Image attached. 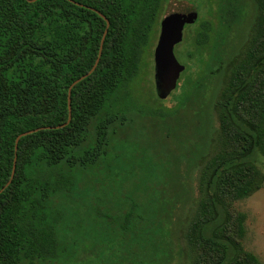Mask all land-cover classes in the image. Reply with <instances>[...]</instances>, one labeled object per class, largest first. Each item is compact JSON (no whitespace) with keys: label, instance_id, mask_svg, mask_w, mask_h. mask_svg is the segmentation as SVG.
Returning <instances> with one entry per match:
<instances>
[{"label":"trees","instance_id":"16d2710c","mask_svg":"<svg viewBox=\"0 0 264 264\" xmlns=\"http://www.w3.org/2000/svg\"><path fill=\"white\" fill-rule=\"evenodd\" d=\"M249 1L253 18L236 54L230 51L245 0H216V23L195 22L188 60L199 64L193 74L182 69L183 90L174 94L181 103L153 109L162 116L155 123L167 138L162 147L176 144L166 151L158 192L164 202L157 205L105 198L116 167L107 157L111 138L129 121L121 102L158 35L164 0H0V188L15 158L0 192V264H89L104 248L107 264H170L176 247L188 264H260L242 247L245 216L232 208L264 180L257 163L264 155V0ZM94 9L109 21L99 61L71 88L69 122L47 128L67 120L68 86L97 57L106 23ZM214 80L218 128L206 138ZM34 128L15 147L16 136ZM201 144L210 150L199 165L198 198L177 233L182 172ZM88 195L96 207L78 205ZM102 229L105 245L85 241L103 237Z\"/></svg>","mask_w":264,"mask_h":264},{"label":"rangeland","instance_id":"374dc122","mask_svg":"<svg viewBox=\"0 0 264 264\" xmlns=\"http://www.w3.org/2000/svg\"><path fill=\"white\" fill-rule=\"evenodd\" d=\"M245 5L247 14L241 24L235 29L234 43L230 54H236L252 22L254 7L249 0H245ZM216 6V0H164L161 16L163 17L165 10V15L170 14L169 18L173 16V12L176 13L174 19H172L173 23L163 24L161 22L157 26L158 35H156L153 46L150 47L148 54L144 58L141 73L138 74L132 84V94L128 98H123L121 102V105L127 109L126 116L129 121L121 124L120 133L111 138V147L107 157L111 159V163L116 165V167L111 171L113 174L110 177L111 182L106 184L108 192L106 193L107 198L105 199H109L112 203H117L125 198L133 200L136 204L137 202H141V199L144 201L150 200L157 205L164 202L158 192L161 186L164 187V183H162L165 172L164 162L168 160V156L170 155L166 151L176 148V144L171 140L165 147H162V142H160V139L163 137V135L161 137L160 133L162 131L160 129L161 124L155 126L156 121H162V116L154 115L153 109L159 106L161 107L164 104L168 107L173 102L181 103L178 97L174 100V94H181L183 90L181 82L184 75L182 72L184 70H180V76L175 79V84H177L176 88L171 91L173 86L170 87V85L174 84L172 82L174 77L171 68L177 64L183 66L185 69L186 65H188L187 72H192L193 74V70L199 64V61L194 59L195 61L190 62L188 60V54L191 52L194 53L195 51L194 46L189 43L196 29L195 22H198L200 18H205L211 19L216 23ZM177 18L179 19V23ZM189 18H191L190 21ZM179 24L181 26L180 40L175 42L172 47H159V59H161V56L163 59L158 64L154 60L153 50L158 46L161 29L164 27L165 35L171 37L173 31L176 32L179 29ZM167 50L172 54L173 60L170 59L169 61L167 59ZM192 64L195 66L192 67ZM211 83L208 90L204 116L203 131L206 133V138L209 135H215L216 129L218 128V121L212 108V101L216 92L219 90L220 82L214 80ZM162 96H165V99H157ZM177 107H179V104ZM171 114V111L167 110V116L169 118L172 117ZM156 137L158 138L156 139ZM163 139L166 140L167 138L163 137ZM199 149V152L189 162L187 161L188 163L182 172L181 180L183 189H185V198L182 203H179L174 216L176 217L174 229L177 233H181L182 224L188 218L198 198L197 178L199 165L209 155L206 154L210 150L207 149L206 144L205 146L201 144ZM176 154L180 155V152ZM178 157L184 160V157ZM138 162L144 166L142 171L143 175H140L138 172L139 168L136 166ZM257 163L264 175V155L257 157ZM139 175L147 178L141 179ZM142 180H145V183L141 187H147L146 195H144L139 186V182ZM138 190L141 192L142 197ZM89 196H86L83 200L84 202L78 205L85 206L91 204L93 207H96V199L93 197L90 198ZM98 205L101 204L98 203ZM104 207L102 206L100 208V210L104 211L103 214L106 212ZM232 208L243 213L245 216L243 222L244 232L240 240L242 247L246 251L253 253L260 264H264V180L258 190L245 198L234 201ZM100 232L98 236H103L104 230L102 229ZM85 241L87 243L89 241L90 243L102 241L104 245L106 244L104 236L96 237L91 235V238H87ZM176 250L175 257L170 264H188L180 253L179 247L178 249L176 247ZM109 256L110 254L106 252L105 248L101 249L100 254L98 252V255L91 256L92 261L89 264H107L106 259Z\"/></svg>","mask_w":264,"mask_h":264},{"label":"water","instance_id":"95a60500","mask_svg":"<svg viewBox=\"0 0 264 264\" xmlns=\"http://www.w3.org/2000/svg\"><path fill=\"white\" fill-rule=\"evenodd\" d=\"M29 1H33V0H29ZM78 4H80V3H78ZM94 10H95V11H96L101 17H103V19L105 20V23H106V25H105V29H104V31H103V33H102V36H101V39H100V44H99V50H98L97 57H96L94 63L92 64L91 68H90L86 73L82 74L81 76H79L78 78H76L75 80H73V81L70 83V85L68 86V89H67V107H68V117H67V120H66L64 123L60 124V125H56V126H45V127H47V128L62 127V126L66 125V124L69 122V120H70V118H71V104H70L71 88H72L77 82H79L80 80H82L84 77L88 76V75H89V74L95 69V67H96V65H97V63H98V61H99V58H100V55H101V50H102V43H103V40H104L105 34H106V32H107V29H108L109 21H108V19H107V18H106L101 12H99V11L96 10V9H94ZM175 15H176V13H174V12H173V16H172L171 18H169V17H170V14L164 15V18H163V20H162V23H163V24H164V23H173L172 19H174V16H175ZM175 19H176V18H175ZM190 19H191V18H189V21H190ZM177 21H178V23H179V19H178V18H177ZM180 27H181V26H180V24H179V29H178L176 32L173 31L171 37H167V36L165 35L164 27L161 29V34H160V36H159L158 46L154 48V60H155L156 62H158V64L161 62L160 60L163 59L162 56H161V59H159V51H160V50H159V47H160V46L172 47V45H173L175 42L179 41L180 38H181ZM167 52H168V53L166 54L167 59H168L169 61H170V59L173 60V58H172V54L169 52V50H167ZM182 69H183V66H181V65L179 66V65H177V64H176L175 67H172V68H171V72L173 73V77H174L172 82H174V84H171L170 87L175 85V79H176V77H177L179 71L182 70ZM171 76H172V75H171ZM172 82H171V83H172ZM40 128H44V126H43V127H40ZM37 129H39V128L29 129V130H26V131H23V132L19 133V134L16 136V138H15V147H16L17 141H18V139H19L20 137H22V136H24V135H26V134L32 133V132L36 131ZM14 168H15V158H14V160H13V165H12V169H11L10 176H9L8 180L5 182V184L0 188V192H2V190H3V189H4V188L10 183V181H11V179H12V177H13Z\"/></svg>","mask_w":264,"mask_h":264}]
</instances>
